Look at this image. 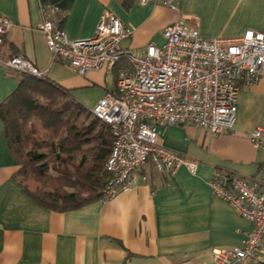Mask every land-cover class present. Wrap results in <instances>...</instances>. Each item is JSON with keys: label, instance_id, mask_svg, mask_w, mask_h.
Masks as SVG:
<instances>
[{"label": "crops", "instance_id": "obj_1", "mask_svg": "<svg viewBox=\"0 0 264 264\" xmlns=\"http://www.w3.org/2000/svg\"><path fill=\"white\" fill-rule=\"evenodd\" d=\"M105 12L134 28L123 47L140 53L150 44L162 47L164 30L181 19L208 39L264 31V0H181L178 11L155 1L73 0L61 28L74 40L92 38ZM0 16L14 25L2 58L25 56L85 110L90 98L76 93L101 89L90 100L94 109L125 72L118 66L79 75L54 62L37 29L40 0H0ZM17 73L0 66V109L18 90ZM258 127L264 128V71L257 85L241 90L234 130L217 136L192 124L161 130L160 144L196 162V174L182 166L172 177L150 163L131 191L63 212L39 205L20 185L21 164L0 116V264H212L215 248L242 246L252 226L214 194L209 180L215 169L226 170L264 193V151L249 140Z\"/></svg>", "mask_w": 264, "mask_h": 264}, {"label": "built area", "instance_id": "obj_2", "mask_svg": "<svg viewBox=\"0 0 264 264\" xmlns=\"http://www.w3.org/2000/svg\"><path fill=\"white\" fill-rule=\"evenodd\" d=\"M155 1L178 11L181 0ZM38 26L54 62L74 68L79 75L129 65L113 91L92 110L111 129L113 145L105 168L110 175L103 199L110 200L138 184L139 171L151 161L158 172L175 176L185 166L197 173V163L164 148L161 130L189 124L214 136L234 130L239 94L257 85L264 71V31H247L234 38L203 37L185 19L169 25L162 47L150 44L145 52L123 47L134 34L132 26L105 12L92 38L74 40L61 28L64 15L52 4H41ZM12 22L0 16V49L12 31ZM0 66L18 73L43 77L25 56L4 59ZM256 150L264 151V128L249 134ZM264 172V166L262 168ZM214 194L252 226L242 246L215 248L212 264H258L264 259V193L248 178L215 169L209 180Z\"/></svg>", "mask_w": 264, "mask_h": 264}, {"label": "trees", "instance_id": "obj_3", "mask_svg": "<svg viewBox=\"0 0 264 264\" xmlns=\"http://www.w3.org/2000/svg\"><path fill=\"white\" fill-rule=\"evenodd\" d=\"M40 1L61 13L73 2ZM118 66L124 73L129 70L127 63L114 68ZM17 76L18 90L2 104L0 116L9 147L21 164L16 177L24 191L39 205L63 212L103 199L110 177L105 168L113 145L110 127L46 76ZM83 114L93 119L81 120ZM33 176L41 185L35 190L24 183ZM258 264H264V259Z\"/></svg>", "mask_w": 264, "mask_h": 264}, {"label": "rangeland", "instance_id": "obj_4", "mask_svg": "<svg viewBox=\"0 0 264 264\" xmlns=\"http://www.w3.org/2000/svg\"><path fill=\"white\" fill-rule=\"evenodd\" d=\"M110 71H111V69H109V74H110ZM111 82H112V77H111V75H109L108 76V83L109 84H111ZM101 91V89H99L98 87H94V88H91V89H88V90H85L83 93H76L74 96L75 97H79V99H82V97H85L86 95H87V97L88 98H90V100L92 101L93 99H94V95H95V93L97 94V93H99ZM82 95V96H81ZM90 100H88V101H85V102H83L84 103V106L86 107V111L87 112H89V113H91L92 114V110H93V108H92V106H91V101ZM90 101V102H89ZM82 118L83 119H81V120H88V119H93V117H88V116H86V114H83V116H82ZM36 123V122H35ZM37 125H38V123H36ZM100 127H101V124H100ZM99 127V128H100ZM38 128V130H40L41 129V127H37ZM110 139H112L111 138V134H110ZM22 181H23V179H22ZM24 183H27L28 185H29V187L32 189V190H35L37 187L39 188L41 185L35 180V177L33 176V177H30L27 181H25Z\"/></svg>", "mask_w": 264, "mask_h": 264}]
</instances>
